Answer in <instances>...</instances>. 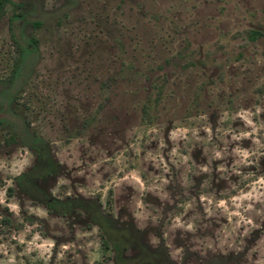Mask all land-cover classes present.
Instances as JSON below:
<instances>
[{
    "label": "rangeland",
    "instance_id": "374dc122",
    "mask_svg": "<svg viewBox=\"0 0 264 264\" xmlns=\"http://www.w3.org/2000/svg\"><path fill=\"white\" fill-rule=\"evenodd\" d=\"M11 1L25 12L15 33L35 39L12 120L55 163L36 183L99 201L171 264H264V0ZM4 137L0 264H115L88 218L7 190L35 157Z\"/></svg>",
    "mask_w": 264,
    "mask_h": 264
},
{
    "label": "trees",
    "instance_id": "16d2710c",
    "mask_svg": "<svg viewBox=\"0 0 264 264\" xmlns=\"http://www.w3.org/2000/svg\"><path fill=\"white\" fill-rule=\"evenodd\" d=\"M7 4L12 6L11 13L8 16V25L13 42V55L9 72L3 78H0V84L2 85L0 87V126L4 127L6 132L4 139L6 141L22 143L32 151L35 157V161L29 169L13 176L14 186H7V190L11 192L16 188L58 215L66 216L70 213H76L85 216L90 221L97 222L102 235L100 252L103 255L105 254L106 257H110L113 255V250L119 249L120 241L112 240L105 232L104 227L101 226V216L96 206L97 203L85 197L65 196L60 198L50 195L36 183L37 179L49 175L55 168L50 147L34 131L27 129L28 121L26 119L17 118L18 120H15L16 124L13 122L14 109L11 106L13 101L18 98L20 84L23 83L27 75V65L32 59L35 39L31 35L22 34L19 30L15 33L13 28L16 29L21 24L19 21L24 19L25 12L21 9L19 2L0 0V14L4 12ZM258 33L257 30L251 29L247 35L253 38ZM4 219L10 220L7 216ZM146 257L148 259L152 258V256Z\"/></svg>",
    "mask_w": 264,
    "mask_h": 264
},
{
    "label": "flooded vegetation",
    "instance_id": "af4514ba",
    "mask_svg": "<svg viewBox=\"0 0 264 264\" xmlns=\"http://www.w3.org/2000/svg\"><path fill=\"white\" fill-rule=\"evenodd\" d=\"M49 194L54 195L51 193H49ZM54 196H57L60 198H64L65 196L85 197V196L67 195V194L62 195V196H58V195H54ZM85 198L92 199L89 197H85ZM95 202L97 204H100L99 201H95ZM46 211L49 213H54L52 211H49L47 208H46ZM54 214H56V213H54ZM74 214H76V213H74ZM99 214L101 216L100 224L102 227H104L105 232L109 235V237L112 240L120 241L119 249H117L119 251L113 250V255H111L110 257H106L108 260H112V262H114L115 264H142V263L143 264H171L169 259L164 254L163 249L147 248L146 246H144L143 243L138 242V240H136L135 237L132 238L130 235H128L127 232H123L125 227L111 226L109 223L106 222V219L104 218L103 214H101L100 211H99ZM56 215H58V214H56ZM59 216H61V215H59ZM62 217H65V216H62ZM87 222H90V223H93L96 225V229L99 233L100 241H101L102 235L99 231V224L97 222L90 221L88 219H87ZM127 230L129 231V229H127ZM99 246H100V242H99ZM131 249L133 251H130ZM146 256H152V258L148 259ZM214 261H217L218 263H220V262L223 263V259H221V258H218Z\"/></svg>",
    "mask_w": 264,
    "mask_h": 264
}]
</instances>
